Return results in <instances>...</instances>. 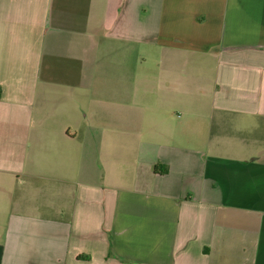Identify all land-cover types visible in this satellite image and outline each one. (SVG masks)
Masks as SVG:
<instances>
[{
	"label": "crops",
	"instance_id": "1",
	"mask_svg": "<svg viewBox=\"0 0 264 264\" xmlns=\"http://www.w3.org/2000/svg\"><path fill=\"white\" fill-rule=\"evenodd\" d=\"M0 264H264V0H0Z\"/></svg>",
	"mask_w": 264,
	"mask_h": 264
},
{
	"label": "rangeland",
	"instance_id": "2",
	"mask_svg": "<svg viewBox=\"0 0 264 264\" xmlns=\"http://www.w3.org/2000/svg\"><path fill=\"white\" fill-rule=\"evenodd\" d=\"M132 88L138 89V77L136 78V82H134V84L132 85Z\"/></svg>",
	"mask_w": 264,
	"mask_h": 264
}]
</instances>
